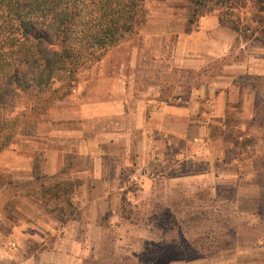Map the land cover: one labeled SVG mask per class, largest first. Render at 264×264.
Returning <instances> with one entry per match:
<instances>
[{
  "label": "crops",
  "instance_id": "obj_1",
  "mask_svg": "<svg viewBox=\"0 0 264 264\" xmlns=\"http://www.w3.org/2000/svg\"><path fill=\"white\" fill-rule=\"evenodd\" d=\"M190 12L191 7L176 16L146 15L138 38L122 42L82 73L58 110L40 114L33 142L10 151L9 165L2 166L13 183L0 184V224L10 226L5 234L0 229V238L10 239L12 250L0 247V260L60 264V256L77 263L80 255L89 259L91 243L86 241L90 248L84 249L77 239H97L99 207L115 214L117 192H126L124 199H129L127 184L133 181L142 188L138 193L150 195L169 153L175 161L203 168L185 176L172 164L166 171L182 176L168 179L171 185L206 179L212 193L232 186L236 201L253 185V159L264 156V47L245 43L222 27L217 12L186 32ZM214 63L220 70L216 74L211 72ZM192 76L200 81L192 82ZM232 124L238 143L224 138L226 125ZM215 126L221 129L218 136ZM245 140L250 145L243 146ZM236 147L242 148L234 149L235 155L241 152L238 168L224 169V158ZM38 152L43 153L44 179L57 178L44 181L45 186L80 182L69 196L74 214L59 213L62 222L54 208L65 202L44 199L33 176ZM9 201L12 215L5 218ZM120 206L115 219L121 221ZM51 241L53 248L39 255L25 246Z\"/></svg>",
  "mask_w": 264,
  "mask_h": 264
},
{
  "label": "trees",
  "instance_id": "obj_2",
  "mask_svg": "<svg viewBox=\"0 0 264 264\" xmlns=\"http://www.w3.org/2000/svg\"><path fill=\"white\" fill-rule=\"evenodd\" d=\"M145 0H0V154L21 135H34L36 121L14 115L17 95L36 90L40 94L55 81L73 87L80 71L100 62L111 49L132 36L146 22ZM191 7L186 32L200 18L217 12L219 24L238 34L245 43L264 47V0H252L251 16L236 14L246 0H187ZM46 104L48 101L41 99ZM44 108V107H43ZM45 109V108H44ZM32 110V109H31ZM36 108H33L35 111ZM232 125H226L224 138L237 141ZM236 138V139H235ZM251 141H243V146ZM43 153L36 155L33 176L41 183L43 197L62 199L54 212L72 217L70 202L73 187L79 181L44 185ZM166 179L182 176L163 174ZM63 194V195H62ZM236 190L220 189L216 207L199 211L185 197L170 202L150 200L140 211L121 200L120 219L141 226L165 245L177 249L188 259L210 258L234 242L229 208L236 202ZM224 201V203H221ZM86 264H145L138 260L117 262L112 255L90 257ZM0 264H12L0 260Z\"/></svg>",
  "mask_w": 264,
  "mask_h": 264
},
{
  "label": "rangeland",
  "instance_id": "obj_3",
  "mask_svg": "<svg viewBox=\"0 0 264 264\" xmlns=\"http://www.w3.org/2000/svg\"><path fill=\"white\" fill-rule=\"evenodd\" d=\"M251 5L252 0H246L245 8L239 10L236 14L239 15L241 19H249L251 16ZM144 9L147 16H160L164 12H169L171 14L175 13L173 16H176V14L183 12L184 9H190V7L187 0H145ZM141 29L142 27L139 28L135 34L124 39L123 42L133 38H138V33ZM86 70L79 72L76 77V81L79 80L80 75H82V73ZM219 71L218 64L214 63L211 72L216 74ZM191 80L196 83L200 81L199 79H196V76H192ZM75 83L72 84L73 87L75 86ZM72 88H68L67 86L65 87L64 83L61 81H55L41 94L36 90L29 94H19L15 100V106L13 109L14 115H25L27 121L34 120L37 124L38 120L43 119V116H40L41 113H50L53 109H59L60 101L64 100L67 93ZM41 99L48 102L45 104L44 101H41ZM33 108H36V110L33 111ZM220 130L219 126H215L213 132L218 136ZM30 142H33L32 135L18 136L1 154L0 184L12 186L13 183L11 174H8L5 170L6 168L2 166L5 163L9 165V162L11 161L10 151L15 149L18 144L20 145V148L26 149ZM182 149L184 150L186 148L183 146ZM234 149L240 150L242 148H233L231 153H228L222 163L224 169L238 168L237 165L241 159V156L238 154L241 152H237L235 155ZM39 153L40 152L36 154L38 155ZM166 157L165 164L159 168L164 174L172 173L166 171L172 164H178L180 169H182L180 172L185 174V176H190L192 173L198 172V170H203L201 164L192 165L189 163L186 164L184 160L179 162L173 160L170 153ZM234 160L235 163H233ZM253 167L254 174L251 182L255 186L252 185L250 188L242 190L239 200L235 202L234 206L229 208L231 217L234 219L235 223L232 224L227 231L229 232V230L231 231L234 229V237L236 238L233 243L227 245L228 248L221 250L213 257L188 259L177 249L171 247L170 245L163 244L157 238L152 236L146 228L115 219V214L119 211L118 204L125 198L126 192H117V194H120V196L118 195L120 201L115 202L116 206L113 207L112 205V211H115V214H113L108 207L106 212H103L104 209L101 206L99 207L102 217L100 219L101 230L99 231V235H97V239L93 237L89 240L88 238L85 239L84 237H78V243H81V247L84 249L90 248V245L86 244V241L91 243V254L88 258L92 256L96 259H103L112 255L113 259L117 262H137L142 259L145 264H264V156L254 158ZM126 176L127 175L124 176L125 180ZM44 181H57V178H51V180L46 178ZM197 182H199L198 185L200 186V189L198 190L195 189ZM152 183L153 186L151 194L144 196L142 193H138V191L140 189L142 190V188H140L137 182H129L127 184L129 199H127L126 202L130 203V206L136 205L140 211H143L147 208L150 200L166 204L170 202V199H180V197H185L186 201L193 203V206L198 208L199 211H204L205 209L209 210L218 205L216 203V196L220 189L233 188L232 186L217 187L212 193V191L208 189L209 182L206 179H187L174 186L173 184L171 185L168 179L160 175L155 177ZM221 203H224V201ZM13 204L14 203L12 201L8 202L4 210L5 218L11 217L14 206ZM9 226V222H4L0 224V229L5 234L9 230ZM52 242L53 241L47 242L45 245L27 243L25 246H27L29 252L32 254L39 255L40 252L45 249H52ZM24 244H26V241ZM11 245L12 241L7 237L0 238V247L6 252H10L12 250ZM69 250H71V248ZM79 257L81 258V261L77 263L75 260L69 258L63 261L60 256L58 257V263L86 264V261L84 260L86 258H83L81 255ZM4 262L16 264L12 260Z\"/></svg>",
  "mask_w": 264,
  "mask_h": 264
},
{
  "label": "built area",
  "instance_id": "obj_4",
  "mask_svg": "<svg viewBox=\"0 0 264 264\" xmlns=\"http://www.w3.org/2000/svg\"><path fill=\"white\" fill-rule=\"evenodd\" d=\"M195 144L198 145V146L201 145V143L198 140L195 141ZM199 149L204 152L205 151V146L204 147L203 146H199Z\"/></svg>",
  "mask_w": 264,
  "mask_h": 264
}]
</instances>
